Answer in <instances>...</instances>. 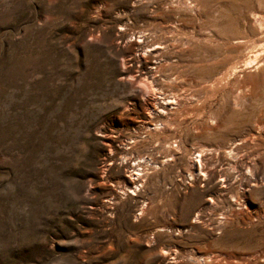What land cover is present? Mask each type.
<instances>
[{
  "label": "rangeland",
  "instance_id": "1",
  "mask_svg": "<svg viewBox=\"0 0 264 264\" xmlns=\"http://www.w3.org/2000/svg\"><path fill=\"white\" fill-rule=\"evenodd\" d=\"M0 264H264V0H0Z\"/></svg>",
  "mask_w": 264,
  "mask_h": 264
},
{
  "label": "bare ground",
  "instance_id": "2",
  "mask_svg": "<svg viewBox=\"0 0 264 264\" xmlns=\"http://www.w3.org/2000/svg\"><path fill=\"white\" fill-rule=\"evenodd\" d=\"M160 53V52H159ZM139 84V83H138ZM141 84V83H140ZM147 87V86H146ZM148 88H150V86L148 85ZM146 89V88H145ZM156 98V94L155 92L150 89V93H149V100H148V104L152 105V102L153 100ZM173 102H176V97L174 98V100H171V99H166L162 102V106L165 107V106H170L172 105ZM235 147L232 146V145H228V146H225L224 147V150H223V157H228V153L233 150ZM204 159L206 158L205 156L203 157ZM127 159V158H126ZM136 159H138L136 157ZM134 158V160H136ZM141 163L140 162H137L136 165H134L132 168L136 169L138 166H140ZM192 166L193 168L199 172V171H205L206 170V167H205V164L204 162L201 160V158L199 160H196V161H193L192 162ZM216 172H214L215 174ZM144 174H139L138 172H135L134 173V176H126L127 180L126 182L130 183V184H134L136 183V181H138L137 179L139 178L141 180V177H143Z\"/></svg>",
  "mask_w": 264,
  "mask_h": 264
}]
</instances>
